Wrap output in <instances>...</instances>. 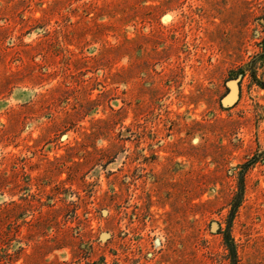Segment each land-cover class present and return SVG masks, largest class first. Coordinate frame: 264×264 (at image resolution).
<instances>
[{
  "label": "rangeland",
  "instance_id": "1",
  "mask_svg": "<svg viewBox=\"0 0 264 264\" xmlns=\"http://www.w3.org/2000/svg\"><path fill=\"white\" fill-rule=\"evenodd\" d=\"M226 233L264 264V0H0V264H232Z\"/></svg>",
  "mask_w": 264,
  "mask_h": 264
},
{
  "label": "trees",
  "instance_id": "2",
  "mask_svg": "<svg viewBox=\"0 0 264 264\" xmlns=\"http://www.w3.org/2000/svg\"><path fill=\"white\" fill-rule=\"evenodd\" d=\"M243 75H244V71H241L240 75L236 79H238L240 77H243ZM224 241H225L227 249L229 250V254L231 256L232 264H236L237 263L236 247H235L234 241L232 240V238H231L229 233L225 234Z\"/></svg>",
  "mask_w": 264,
  "mask_h": 264
}]
</instances>
